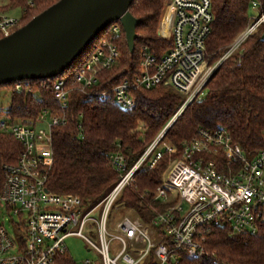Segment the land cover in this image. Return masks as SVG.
Here are the masks:
<instances>
[{
    "label": "built area",
    "instance_id": "obj_1",
    "mask_svg": "<svg viewBox=\"0 0 264 264\" xmlns=\"http://www.w3.org/2000/svg\"><path fill=\"white\" fill-rule=\"evenodd\" d=\"M27 4L34 8L37 0H27ZM167 4L172 46L160 56L144 49L140 72L133 78L99 90L101 74L120 58L116 39L124 29L118 22L107 29L109 36L98 41L71 82L69 77L56 79L53 93L59 110L45 109L35 120L18 121L9 115L12 105L7 112L0 107V211L17 219L13 224L23 232L15 239L0 229V264H55L69 252L66 240L72 236L82 238L101 264H182L184 256L197 259L205 253L204 235L213 227L227 226L237 235L264 233V149L249 158L224 127L200 129L179 151L165 140L187 107L205 98V87L218 67L264 27V13L258 1L251 3L253 14L247 28L212 66L207 50L215 21L212 0H168ZM21 19L0 10V40L20 29ZM261 38L264 41V33ZM7 86L11 95L32 91L31 81ZM159 86L173 88L185 101L133 166L129 167L121 152L112 154L111 166L120 178L101 201L88 206L79 196L48 190V172L54 162L53 130L67 124L73 91L88 101L113 99L131 110L137 105V90ZM49 118L48 129L37 130V124ZM8 136L20 145L19 154L5 152L3 143ZM175 153L179 156L155 196L156 201L171 206L149 224L140 217L124 216L109 230L112 211L128 209L126 204L118 207L117 201L135 183L138 171L144 166L154 170L166 154ZM88 226L96 240L84 233Z\"/></svg>",
    "mask_w": 264,
    "mask_h": 264
},
{
    "label": "trees",
    "instance_id": "obj_2",
    "mask_svg": "<svg viewBox=\"0 0 264 264\" xmlns=\"http://www.w3.org/2000/svg\"><path fill=\"white\" fill-rule=\"evenodd\" d=\"M8 1L7 8L2 11L26 10L21 17L23 27L61 0H37L34 8L28 6L27 0ZM166 1L134 0L130 11L141 20L136 29L135 52L130 54L124 32L116 39L120 58L110 70L101 74L99 90L111 89L139 74L144 49L160 56L164 46H168L166 51L171 48L172 42L168 44L169 41L162 40L157 33ZM253 1H258L259 11L264 13V0H212L215 21L207 42L210 65L219 63L247 28ZM164 21L161 36H166ZM109 32L106 29L62 76L69 77L71 82L98 41L107 38ZM263 33L264 27L258 29L242 50L232 54L218 67L205 87V98L188 106L166 133L165 140L169 144L179 151L185 143L196 138L200 129L224 127L249 158L264 149ZM57 78L31 81L30 93L12 94L9 113L12 119L31 121L45 109L59 110L53 93ZM135 96L136 107L126 110L113 99L88 101L79 92L70 94L66 110L68 122L53 130L54 162L48 172L47 184L50 192L79 196L88 206L101 201L120 178L111 166L112 154L121 152L129 167L133 166L185 101L183 95L168 86L140 89ZM3 144L6 153L19 154L20 145L11 137L8 136ZM168 156L166 154L154 170L142 167L135 183L125 189L117 201L118 206L126 204L133 216L140 217L147 224L171 206L155 200L157 188L163 183ZM204 246L203 255L197 259L184 256L182 264H264V233L237 235L227 226H217L205 233ZM55 264L77 263L68 252Z\"/></svg>",
    "mask_w": 264,
    "mask_h": 264
},
{
    "label": "water",
    "instance_id": "obj_3",
    "mask_svg": "<svg viewBox=\"0 0 264 264\" xmlns=\"http://www.w3.org/2000/svg\"><path fill=\"white\" fill-rule=\"evenodd\" d=\"M134 0H61L0 40V87L62 76L114 23L123 26L130 54L141 20Z\"/></svg>",
    "mask_w": 264,
    "mask_h": 264
},
{
    "label": "rangeland",
    "instance_id": "obj_4",
    "mask_svg": "<svg viewBox=\"0 0 264 264\" xmlns=\"http://www.w3.org/2000/svg\"><path fill=\"white\" fill-rule=\"evenodd\" d=\"M167 2H168V0L166 1L165 10H164L162 19H161V21L159 23L157 33H158V36L162 40L169 41L167 43L170 44L171 39L168 37V31L169 30H168V26H167L168 19H169V14L167 16V6H168ZM8 4H9L8 0H0V10L7 8ZM5 12L8 15L14 16L16 18H21L22 17V13H23L21 8L9 9L8 11H5ZM251 13L253 14V12L250 11V16H251ZM163 21H164V27H165L166 36H161V34H160ZM167 47L168 46H164L160 51H162L164 53L166 51ZM215 65H213V66H215ZM11 102H12V97H11L10 88L8 86L0 87V107H3L4 111L7 112L8 108L12 105ZM50 122H51V119L49 118L47 120V122L38 123L37 124V130H45V129L47 130L48 129V124ZM165 128H163V130ZM162 131L158 134V136L162 133ZM154 141H152L151 144ZM166 142L168 143V141H166ZM151 144H149V146ZM178 156H179L178 153H175L173 155H169L168 156V158H169L168 159V165H167L166 170L164 171L165 173L163 174V179H165V177L167 175V172H168V170H169V168L171 166V163L173 161L177 160ZM118 207H120V206H118ZM124 216H133L132 211L129 210V209H125V210L120 209V208L114 209L112 211V213H111L110 218H109V223H108L109 230H111V228L113 227L114 222H116L117 220H120ZM13 220L17 221V219H12L11 214H8L4 209L0 211V229L1 228L6 229L9 232V234L13 238L16 239L17 236L21 235L23 232H22V230L21 231L18 230L16 225L13 224ZM84 233L87 236H89L90 238H92L93 240H96L95 234L92 233V227L91 226H88ZM66 246H67V248L69 250V253H70L71 257L73 258V260L77 264H84L87 261H90L93 264H98V263L101 264L100 258L97 255V253L95 251H93V250H90L89 245L82 238H80L78 236H72V237H70V238H68L66 240ZM111 256L112 257L114 256V251H112Z\"/></svg>",
    "mask_w": 264,
    "mask_h": 264
},
{
    "label": "bare ground",
    "instance_id": "obj_5",
    "mask_svg": "<svg viewBox=\"0 0 264 264\" xmlns=\"http://www.w3.org/2000/svg\"><path fill=\"white\" fill-rule=\"evenodd\" d=\"M169 16H170V14H169Z\"/></svg>",
    "mask_w": 264,
    "mask_h": 264
}]
</instances>
